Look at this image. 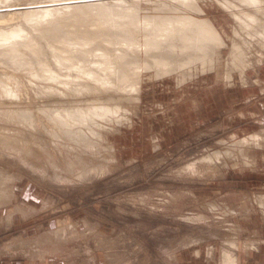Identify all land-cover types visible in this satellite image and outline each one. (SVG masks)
<instances>
[{"label": "rangeland", "instance_id": "374dc122", "mask_svg": "<svg viewBox=\"0 0 264 264\" xmlns=\"http://www.w3.org/2000/svg\"><path fill=\"white\" fill-rule=\"evenodd\" d=\"M204 5L230 45L237 23ZM228 55L186 82L146 72L140 91H120L123 113L96 118L97 137L82 128L77 141L52 127L57 98L36 68L0 62V191L9 192L0 264H221L224 250L237 264H264V56L253 52L244 78L238 70L227 78ZM254 133L260 141L247 145Z\"/></svg>", "mask_w": 264, "mask_h": 264}, {"label": "bare ground", "instance_id": "6f19581e", "mask_svg": "<svg viewBox=\"0 0 264 264\" xmlns=\"http://www.w3.org/2000/svg\"><path fill=\"white\" fill-rule=\"evenodd\" d=\"M24 1L5 0L0 4L4 6L0 9H22L0 14V62L16 69L26 68L28 72L36 68L34 78L48 84H44L46 95L57 98L50 118L52 127L61 125L67 134L77 138L75 141L80 140L82 128L93 133L94 128L91 130L89 125L98 121L96 118L104 121L107 115L118 116L123 110L116 103L120 91L129 87L140 91L146 72H154L157 78L175 73L179 81L192 79L215 70L222 62L223 49L227 48L226 63L231 68L226 69L225 76L234 78L232 72L238 70L244 78L252 63L251 56L255 57L252 53L264 56V0H48L39 4ZM208 2L227 12L237 23L232 27L230 45L207 16L204 4ZM16 18H21V22H13ZM257 44L262 50L255 49ZM8 88L2 92L15 97V92ZM79 95L84 98L72 101L71 97ZM108 100L115 104H107ZM20 114L24 123L29 120L25 110ZM29 122L35 126L34 121ZM256 134L244 139L247 145L250 139L260 141ZM240 143L244 144L243 140ZM3 193L0 191V203L9 197L8 191ZM228 251L222 252L221 264H237L236 257Z\"/></svg>", "mask_w": 264, "mask_h": 264}, {"label": "crops", "instance_id": "0c3cea01", "mask_svg": "<svg viewBox=\"0 0 264 264\" xmlns=\"http://www.w3.org/2000/svg\"><path fill=\"white\" fill-rule=\"evenodd\" d=\"M207 13L211 16V18L213 19L214 23H215L216 26H217V18H216L215 16H213L211 13H209V12H207ZM213 71H214V70H213ZM158 79H161V77L158 78ZM187 85H188V84L184 83V84H180V85H178V86H184V87H187ZM186 91H187V88H186Z\"/></svg>", "mask_w": 264, "mask_h": 264}]
</instances>
